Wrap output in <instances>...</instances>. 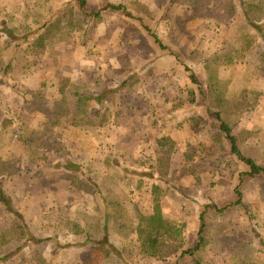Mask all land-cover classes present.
<instances>
[{"label":"rangeland","instance_id":"rangeland-1","mask_svg":"<svg viewBox=\"0 0 264 264\" xmlns=\"http://www.w3.org/2000/svg\"><path fill=\"white\" fill-rule=\"evenodd\" d=\"M258 1L87 0L82 12L74 0H0V183L28 232L57 240L30 243L14 264H38L35 251L45 264H192L180 254L140 255L135 214L156 209L185 225L187 247L197 245L205 214V264H264V178H245L244 206L220 210L238 200L248 168L208 113L204 67L213 54L237 49L243 33L257 39L247 60L222 77L231 82L226 100L233 105L245 88L262 93L256 109L231 125L242 152L264 167V20L259 31L243 13ZM108 5L124 6L134 18L103 10ZM22 31L32 39L16 41ZM64 80L117 91L104 129L95 112L94 127L75 128L72 116L60 121L57 112L71 103L60 96L41 111L26 107L30 91L54 96ZM15 222L0 203V231Z\"/></svg>","mask_w":264,"mask_h":264},{"label":"trees","instance_id":"trees-1","mask_svg":"<svg viewBox=\"0 0 264 264\" xmlns=\"http://www.w3.org/2000/svg\"><path fill=\"white\" fill-rule=\"evenodd\" d=\"M74 1L79 5V8L82 12L86 10L87 0ZM106 9L122 11L127 16L134 18L130 13H128V10L124 6L108 5L107 8L103 10ZM101 12L102 11L97 12L95 17L100 18ZM243 13L248 24L251 27H255L261 31L262 28H260V24L264 20V0H259L254 4L244 5ZM145 28L148 33L153 36L155 42L161 50L169 51V53H172V55H174L182 64L179 55L174 54L168 46H165L161 38L148 26H145ZM4 31H6L8 35H14L11 30L6 29ZM27 33L28 32L22 31L23 35L16 38V41L18 39L21 41L22 39L27 40L29 38L31 40L33 34L28 35ZM42 40V35L37 37L36 45L40 46V48H42ZM256 42L257 39L252 32L243 33L239 37V46L237 49H224L221 51V53L213 54L204 62V67L209 75L207 95L208 113L209 115L212 114L217 116V119L220 122L221 133L230 143L232 155L236 156L237 159L248 168L247 172L240 174L239 184L236 188L238 200L233 204L220 209L221 211L234 206H244V194L242 191V186L245 183V178H264V167L258 165L254 158L246 156L242 152L238 139L233 135V128L231 125L233 117L237 114L241 115L244 112L253 111L256 109L262 93L245 88V95L241 97L237 105H233L228 100H226V95L231 82L225 80V78L222 77V70L233 68L247 60L248 55L250 54V51L252 52ZM259 62L262 66L261 73L264 74V52L262 53ZM252 64L253 62L251 61V66ZM183 66L185 71L189 74L191 83L201 88L198 76L194 70L189 66ZM254 75H256V72L251 69V78ZM127 82H125V84ZM116 92L117 91L115 89L111 88L103 89L101 93L93 92L85 88L83 84L73 82L71 84L70 80H64L58 87L57 93L61 97V100L67 102L70 100L71 103L67 108L60 109L57 112V116H59L58 118L60 121L64 116H72L71 123L75 128H82L88 125H90V127H94L95 124L92 121V114L95 112L96 119L100 120L99 128L104 129L110 122L111 117V110L109 109L107 103L112 98V96L116 94ZM43 93L46 94V92ZM30 95L34 101L27 103V107L39 110L45 106L44 100L46 96L43 98L41 92L33 94L30 93ZM87 130L89 131L90 129ZM102 134L103 131L98 132L97 135L95 134L94 138L96 139V137L102 136ZM0 203L6 207L7 211L16 217L13 230L5 232L0 231V252L2 253V256H0V264H14V261L18 259L19 255L26 249V247L29 246L30 243H33L37 246L47 244L49 242L57 243L56 239L35 238L28 232L25 218L15 209L12 200L7 197L2 183H0ZM208 207L209 206H206L205 209H208ZM135 218L137 219L138 223L133 224V231L137 235L139 253L142 257L166 260L171 256L180 254L182 258L190 257L193 261L192 264H205L204 260L201 258V252L206 249V247L209 245V242L204 236L206 227L204 213L200 217L202 224L198 233V243L195 247L186 246L185 225L164 218L160 209H156L154 214L149 216L137 211ZM88 242L90 243V241L87 240L83 244L85 245ZM35 253L38 264H45V260L41 254H38L36 251Z\"/></svg>","mask_w":264,"mask_h":264},{"label":"crops","instance_id":"crops-1","mask_svg":"<svg viewBox=\"0 0 264 264\" xmlns=\"http://www.w3.org/2000/svg\"><path fill=\"white\" fill-rule=\"evenodd\" d=\"M41 72L39 71V74H40ZM27 81V80H26ZM30 83H32V81H29V84ZM41 93H42V95H43V98L46 96V98H45V106L47 105V100L48 99H54V103L56 102V103H58L59 101L57 100L58 99V97H59V94L57 93V92H53L52 94L54 95V96H51V94H50V96H48L47 94H45V93H43L44 91H40ZM30 93L31 94H33V93H39V92H33V91H30L29 92V96L31 97V95H30ZM45 94V95H44ZM31 101H34L33 99H32V97H31ZM27 103H29V102H27ZM26 103V104H27ZM35 105V104H34ZM28 105H26V107H27ZM45 106L44 107H42L41 109H39V111H41V110H43L44 108H45Z\"/></svg>","mask_w":264,"mask_h":264}]
</instances>
